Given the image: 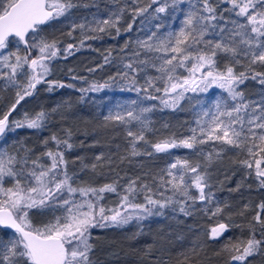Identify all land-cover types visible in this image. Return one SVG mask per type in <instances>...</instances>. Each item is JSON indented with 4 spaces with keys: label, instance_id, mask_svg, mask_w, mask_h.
<instances>
[{
    "label": "snow or ice",
    "instance_id": "snow-or-ice-1",
    "mask_svg": "<svg viewBox=\"0 0 264 264\" xmlns=\"http://www.w3.org/2000/svg\"><path fill=\"white\" fill-rule=\"evenodd\" d=\"M113 3L114 10L101 15L98 9L91 13V19L84 17L71 28L81 32L79 47H83L85 41L100 34L131 33L139 20L137 31L142 36L125 42L120 49L124 53L120 70L109 77V81L119 77L125 82V90L137 94L136 99L117 103L116 110H109L104 117L105 126L125 129V154L119 157V163L177 148L191 150L199 159L177 157L150 181L148 173L121 177L116 172L113 182L97 186L80 182L77 173L69 171L70 163L75 161L66 160L65 153L77 147L71 129H62L63 135L52 134L42 141L47 150L39 155L23 145L14 151L0 149V264H98L92 256L96 247L93 229L121 227L133 220L139 223L153 215L164 216L166 209L185 217L199 212L221 216L228 205L221 207L215 201L212 169L223 163L230 151L246 154L247 158L238 162L246 170L245 178L254 176L259 188L264 189V0ZM80 7L90 6L75 0H0V83L3 89L15 90L14 101L6 111L0 110V138L5 142L19 129L45 128L58 110L25 112L21 119H11L38 86H47L48 91L75 87L50 77L52 62L62 54L72 55L77 46L68 44L61 49L57 41L37 37L43 26L71 18ZM129 17L131 22L122 29V22ZM104 60L110 62V53ZM249 81L259 85V99H250L241 87ZM109 86L107 81L89 84L80 89L81 100L87 93ZM214 86L225 95L209 102L199 98ZM186 100L195 117L188 134L181 133L179 138L172 133L156 142L149 141L148 135L158 130L146 114L157 105L145 106V101H159L162 108L177 110ZM205 146L210 150L205 151ZM77 159L81 171L90 169L96 175H104L97 172L98 168L115 172L119 167L112 155L104 153L97 155L91 165ZM121 180L127 182L121 184ZM240 187L238 184L232 191ZM111 193L119 200L115 207H106L104 200ZM141 195L142 203L137 202ZM249 210L250 205L245 204L239 215L243 217ZM33 213L50 214L51 218L37 225ZM229 227L228 223H218L210 230L211 238L220 237ZM246 228V242L224 247L229 256L227 264H246L249 257L264 254V201L256 205ZM201 248L193 247L192 255L198 256L197 249ZM181 256L177 264H191L189 255Z\"/></svg>",
    "mask_w": 264,
    "mask_h": 264
},
{
    "label": "trees",
    "instance_id": "trees-1",
    "mask_svg": "<svg viewBox=\"0 0 264 264\" xmlns=\"http://www.w3.org/2000/svg\"><path fill=\"white\" fill-rule=\"evenodd\" d=\"M75 2L81 5L89 4L90 7L74 10L69 19L60 18L49 22L42 27L39 34L40 38L57 41L61 49L66 48L68 44L77 46L78 50L72 55L65 57L62 54L52 62L50 77L64 84H74L75 87L48 91L47 86H38L32 97H27L21 102V106L11 119L19 120L25 112L34 114L44 110L52 113L53 109L58 110L49 117L45 128L19 129L16 133L9 134L6 142L5 139L1 141V146L14 151L23 145L34 149L35 155H39L47 150L42 141L52 134L63 135L62 129H71L72 142L77 147L65 153L66 160L75 161L74 164L70 163L69 171L77 173L80 182L93 183L97 186L113 182L116 172L121 177L125 174L135 177L148 173L150 181L153 175L165 168L167 164L174 162L177 157L187 156L193 161L199 159L191 154V150L177 148L170 149L168 153L156 154L151 158L136 157L131 163L128 160L119 163V157L125 154V129L111 125L105 126L104 117L108 115L109 110H116L117 103L123 104L136 99L137 94L125 90V82L119 77L115 81H109V77L115 76L120 70V57L124 55L120 49L125 42L142 36V33L137 31L140 28L139 20L131 33L122 31L119 36H116L114 32L111 35L100 34L99 38L89 39L85 41L83 47H79V41L83 36L79 30L73 31L71 24L81 23L84 17L91 19V13L97 12L98 9L103 15L107 10H114L116 5L113 0H75ZM128 22H131L130 17L122 22V29L127 27ZM69 32L72 33L71 36L68 35ZM89 35L95 34L89 33ZM21 50L23 51V47ZM109 53L110 62L105 63L104 57ZM32 55L35 56L36 52ZM89 69H95V71L90 72ZM73 77L84 79H73ZM106 81L109 87L98 92H89L81 100V88H87L92 83L104 84ZM241 87L250 99H259L258 93L261 89L258 84L249 81ZM222 95H225L223 90L213 88L208 93L199 94V98L209 102ZM14 99V89L0 91V110L6 111ZM151 103H155L157 107L146 115L151 121V126L158 131L154 135H148L149 141L156 142L172 133L182 138L181 133L187 135V129L194 125L195 117L187 100L182 101L177 110L162 108L159 101H145V106ZM165 125L167 128L164 127ZM48 147L54 150V145L49 144ZM209 150V146H205V151ZM101 153L112 155L115 162L119 164L115 172L106 167L97 169V172H103L104 175H96L90 169L81 171L82 164L78 157L83 160V164L91 165L94 158ZM245 158H247L245 153L238 154L230 151L225 155L223 163L217 164L212 169V191L215 194V201L220 202L221 207L228 205L221 216L214 217L211 213L199 212L192 217H185L182 214L173 215L170 209H166L164 216L153 215L139 223L133 220L121 227L93 229L92 242L96 245L92 254L93 259L98 264H157L158 260L159 264H177V261L182 259L181 253H184L191 257V264H227L229 256L223 251L224 247L240 241L246 242L249 238L246 226L254 215L256 205L264 201V189L259 188L254 176L245 178L246 170L238 164ZM44 162L47 163L46 160ZM126 182V180L120 181L121 184ZM219 184L220 188L216 186ZM238 184L241 185L240 190L232 191ZM118 200L117 194L111 193L106 196L104 204L106 207H115ZM137 202H143L142 195L138 197ZM245 204L250 205V210L246 211L242 217L239 213L244 209ZM198 207L203 205L198 204ZM212 207H215V204ZM32 218L34 223L41 224L50 219L51 215L41 216L33 213ZM220 222L228 223L230 227L220 237L212 239L210 230ZM178 237L181 239L178 240ZM126 244H129L128 248L125 247ZM196 245H202V248L197 249L198 256H193L191 249ZM109 252L117 255L111 259ZM246 264H264V254L249 257Z\"/></svg>",
    "mask_w": 264,
    "mask_h": 264
},
{
    "label": "rangeland",
    "instance_id": "rangeland-1",
    "mask_svg": "<svg viewBox=\"0 0 264 264\" xmlns=\"http://www.w3.org/2000/svg\"><path fill=\"white\" fill-rule=\"evenodd\" d=\"M40 38V35L37 37V39H39ZM12 50H15L14 48L12 49ZM21 53H23V51L21 50ZM214 88H215V86H214ZM0 89H3V85H2V83H0ZM0 91H2V90H0ZM3 142L4 141V138H0V142ZM0 149H4L2 146H1V144H0ZM216 182V181H215ZM214 182V183H215ZM216 186H218L219 188H220V184L219 185H216ZM37 225H39V224H37ZM151 233V232H150ZM128 246H129V244H126L125 245V247L126 248H128ZM110 254H111V259H112V257H114V256H116L117 254H115V253H113V252H109ZM122 259V258H121ZM121 264V263H120Z\"/></svg>",
    "mask_w": 264,
    "mask_h": 264
}]
</instances>
